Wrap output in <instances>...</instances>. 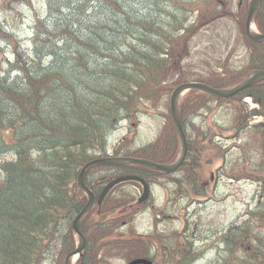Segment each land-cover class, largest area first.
Segmentation results:
<instances>
[{"label":"trees","instance_id":"1","mask_svg":"<svg viewBox=\"0 0 264 264\" xmlns=\"http://www.w3.org/2000/svg\"><path fill=\"white\" fill-rule=\"evenodd\" d=\"M37 1L4 0L0 4V131L7 129L22 145L14 163H0V264H65L66 256L77 246L73 223L87 204L86 195L77 185L85 163L109 155L111 149L116 156L147 158L158 163L177 159L178 135L170 111L163 112V128L156 139L137 148L130 146L128 139L118 145L109 144V133L118 124L115 114L124 112L123 116L132 120L152 107L159 114L161 105L169 109L171 93L187 80L180 72L184 61L182 47L201 25L226 16L221 15L225 13L221 0H40L42 13L37 12ZM16 6L35 11L30 17L28 38L22 37L19 20L10 15ZM176 7L182 10L183 18L172 38ZM239 7L248 14L247 6L239 3ZM18 13L20 17L24 14ZM255 23L264 33V0ZM243 32L246 34V30ZM245 39L249 52L241 64L222 73L211 72L198 81L229 88L255 71L264 70V41H252L247 34ZM15 60L34 65L37 74L28 67L26 80L10 81L4 70ZM30 85L33 93L29 92ZM184 97L180 112L189 153L183 167L172 177L180 171H192L194 163L204 159L207 149H221L211 137L199 136V131L212 134L220 127L219 120L206 128L203 125L210 105L243 101L246 97H251L259 110L237 111L228 129L238 126L239 133H256V141L263 143L259 171L264 173V123L250 124L252 117L264 116V82L229 99L195 90ZM196 116L203 117L199 128L194 127ZM258 130H262L261 135ZM241 152L246 160L257 162L245 146ZM35 166L37 170L33 172ZM121 175H137L151 185L162 182L161 175L166 176L134 165H101L88 172L86 184L99 196L111 180ZM175 181L179 183L178 178ZM141 188L137 182L120 184L87 214L80 227L87 244L76 264H109L105 251L113 246L123 248V239L114 233L120 223L127 225L125 218L133 213H115L137 201ZM185 220L179 236L178 264H194L193 256L198 252L196 248L193 251V246L206 236L198 234L202 219L196 214ZM138 239L125 252L126 260L149 257L155 251L152 238L146 242ZM210 264H264V184L257 204L218 239V252Z\"/></svg>","mask_w":264,"mask_h":264},{"label":"rangeland","instance_id":"2","mask_svg":"<svg viewBox=\"0 0 264 264\" xmlns=\"http://www.w3.org/2000/svg\"><path fill=\"white\" fill-rule=\"evenodd\" d=\"M250 1L221 0L219 4L225 12L221 15L226 16L215 22L209 21L201 25L199 32L189 39L187 45L182 47L184 61L180 65V72L187 78L185 82L198 81L211 72L222 73L245 60L249 49L246 45V34L243 31L246 30L248 14L247 10L240 11L239 3H242L245 8L249 6ZM3 2L4 0H0V4ZM40 5L41 1H37L35 7L38 13L43 12ZM20 11L24 12L22 17L19 16ZM33 11L16 6L10 12L12 18L19 20L22 37H30V17L33 16L35 12ZM240 14H242V19ZM188 77L194 80H188ZM246 108L252 111L259 110L260 107L250 98L243 101L211 104L203 125L206 128L219 120L220 127L213 131L212 137L222 146L221 149L218 152L215 149H207L204 159L198 160V165L192 166V171H180L179 175L174 177L171 174L161 175L162 182L152 185V198L149 204L144 201L143 203L146 204L139 202L133 207L126 206L123 211L120 210L121 208L117 210L115 213L117 215L125 212L128 216L131 213L133 215L128 219L125 218L127 225L123 226L124 223H120L114 233L115 236L123 239V248L113 246L105 251V254L109 255L107 258L109 264L131 262L126 260L125 252L133 245V240L138 238L142 242L152 238V246L156 249L149 257L137 256L135 258L152 260L153 264H172L176 260L175 264H178L181 259L180 256L178 257L179 236L184 230L185 219L195 214L197 218L202 219L198 234L206 237L196 244L198 253H194L193 258L195 259L192 263L207 264L209 259L216 256L218 250L216 232L219 238L233 223L239 222L255 206L258 192L264 184V173L259 171L263 143L256 141L258 139L254 132L239 133L240 127L238 126L228 129L234 123L235 113ZM159 109L162 111L161 114L158 109L152 107L147 113L140 114L138 118L122 123L110 137V144L118 145L122 140L128 139L131 142L130 146L137 148L155 140L163 128L165 120L163 112L170 111V98L169 109L164 105H161ZM202 119L203 117L200 116L193 117L195 128L201 126ZM262 123H264V116L261 114L252 117L250 121L251 125ZM261 132L262 130H258L260 135ZM176 137L180 153L181 144L178 136ZM243 146L256 159V163L245 159L241 152ZM175 178H178V184L174 182ZM200 193L203 195H196ZM181 195L183 197H180ZM175 198L178 200H174ZM137 206L138 211L135 214L133 210ZM158 214H160V219L157 218ZM132 219L133 222H131Z\"/></svg>","mask_w":264,"mask_h":264},{"label":"water","instance_id":"3","mask_svg":"<svg viewBox=\"0 0 264 264\" xmlns=\"http://www.w3.org/2000/svg\"><path fill=\"white\" fill-rule=\"evenodd\" d=\"M261 1L262 0H252L251 1L250 6H249V14H248V18L246 21L247 34L254 41L264 40V34H260L259 32L253 31L251 29L254 16L257 12V9ZM262 81H264V70L256 71L254 74L249 76L241 84L235 87H232V88H228V89L214 88L202 82H187V83H183L179 85L178 87H176L170 98V111H171V117H172L173 124L176 128V131L181 141V154L179 158L171 164L157 163L149 159H145V158H135V157H129V156H118V157L110 156V157H104V158L93 160L89 162L87 165H85L79 176L78 185H79V188L87 195L88 203L84 207V209L79 213V215L77 216L73 224V229L79 237V244H78L77 249L71 252L67 256L65 264H74L73 257L80 256L85 249L86 239H85V236L80 231V224L83 218L91 211V209L96 203L95 194L89 189V187L86 185V182H85L86 175L89 172L91 167L95 165H104V164H111V165L131 164V165H138L141 167L149 168V169L162 172V173H167V174L178 171L179 168L184 164L186 157L188 155V152H189L188 139H187V136L183 128L181 115L179 111V103H180L181 98L187 92L191 90L202 91L212 96H215L217 98H231L239 94L243 90L251 86H254L255 84H258ZM129 180L140 181L144 185V194L141 198V201L146 200L150 195L149 185L143 178L139 176L130 175V176H123V177L116 178L110 184H108L99 197V203L103 201L105 195H107V193L112 187H114L115 185L121 182L129 181ZM129 264H151V262L146 259H136L130 262Z\"/></svg>","mask_w":264,"mask_h":264},{"label":"bare ground","instance_id":"4","mask_svg":"<svg viewBox=\"0 0 264 264\" xmlns=\"http://www.w3.org/2000/svg\"><path fill=\"white\" fill-rule=\"evenodd\" d=\"M40 1V0H39ZM104 2L105 3H109V1L108 0H104ZM41 7H42V4L40 5ZM175 10L177 11V12H175L174 14H173V19H172V21H174V24H175V26H176V29L174 30V32L172 33V38L173 37H175L176 35H175V33L177 32V30H178V28H179V23L181 22V20H182V18H183V14H182V10H180L178 7H176L175 8ZM251 29L253 30V31H255V25L253 24L252 26H251ZM153 32H154V34L155 35H159V33H158V31L156 30V29H153ZM160 40V37H158L157 39H156V41H157V43H158V41ZM168 40H169V38H168ZM156 43V42H155ZM27 45L28 46H30L29 45V42L27 43ZM8 53V56H9V54L11 55V53H9V52H7ZM12 56V55H11ZM10 56V57H11ZM9 59V58H8ZM11 60H13V58H11ZM25 61V60H24ZM159 61V58H157L156 59V62H158ZM118 65H120V64H118ZM28 67H30V69H31V71L34 73V74H37V72H38V68H36L34 65H29V66H27L24 62H19V61H17V60H15V62L13 61V64H10L9 66H7L6 68H5V70H4V73L8 76V78L10 79V81H12V82H16V81H20V82H22V80H26L27 78H26V74L28 73ZM18 68H19V70H18ZM44 73V72H43ZM21 74H22V78H20V79H18L19 78V76H21ZM29 87H31V85L29 86ZM39 87V86H38ZM45 91H47V92H50V89H46ZM29 92L30 93H33V87H31L30 89H29ZM40 93L41 94H43V92L42 91H40ZM39 93V96H42L41 94ZM19 114V113H18ZM124 115V112H120L119 114H118V112H116V114H115V121H116V119H117V122H118V124L116 125V128L115 129H112V131L109 133V136L111 137L113 134H114V132L121 126V124L122 123H125L126 121H128V117L127 116H123ZM263 116V115H262ZM118 117V118H117ZM123 117V118H122ZM110 122H106V125H110L109 124ZM111 123L113 124V122L111 121ZM20 125V124H19ZM17 126V125H16ZM107 128H109V127H106V129ZM28 131H29V129H27ZM108 131L109 130H106V132H107V134H108ZM1 132V134H0V156H1V159H0V163L1 162H4V161H10L11 163H14L15 161L13 160L14 158H15V156H16V154H18L19 153V151H20V149H21V147H22V145H20V143H21V141L19 140V141H17L16 142V140H15V138H14V136H11V135H9L8 133L10 132H7V129H3V130H1L0 131ZM106 132H104V133H106ZM196 132V131H195ZM7 133V134H6ZM197 133V132H196ZM205 135H207L208 137H211L212 139H213V137H212V134H210V133H208L207 131L205 132V133H202V132H200L199 131V136H200V138H202L203 136H205ZM51 136V133L50 134H48V137H50ZM52 137H54V136H52ZM110 137H109V140H108V142H109V144L111 143L110 142ZM50 139H51V137H50ZM52 140V139H51ZM15 142V143H14ZM13 144V146H14V149H12V148H7L6 150H5V148L4 147H7L8 145H12ZM20 145V146H19ZM18 146H19V148H18ZM24 148H26V144H24ZM5 152V153H4ZM75 163L76 162H72V164L73 165H75ZM89 162H87V163H85L84 164V166L85 165H87ZM198 165V162H195L194 163V166H197ZM83 166V167H84ZM98 165H95V166H93V167H91L90 168V170L91 169H93V168H95V167H97ZM103 166H109V167H113L114 165H111V164H104ZM41 167V166H40ZM83 167H82V169H83ZM82 169H81V171H82ZM33 172H35L36 170H37V166H35V167H33L32 169H31ZM81 171L79 172V175H78V177H77V185H78V180H79V176H80V174H81ZM69 179H70V176H67ZM71 179H72V177H71ZM85 182H86V178H85ZM79 186V185H78ZM104 191V189L102 190V192ZM101 192V193H102ZM109 194H107V195H105V197H104V201L109 197L108 196ZM180 197H183L182 195L180 196ZM174 200H178V199H174ZM257 200H258V198H257ZM177 202V204H178V201H176ZM255 204H257V201H256V203ZM225 233V232H224ZM230 234V233H229ZM218 233L216 232V237H217V240L220 238H218ZM194 238L196 239L197 237L196 236H194ZM218 242V241H217ZM194 248H196L197 249V247H196V244H195V246H193V251L194 250H196V249H194ZM218 249V248H217ZM217 252H218V250L216 251V255H217ZM76 258L77 257H73V261H75L76 260ZM214 258H211V259H209V261H207V264H210V261H212ZM152 261V260H151Z\"/></svg>","mask_w":264,"mask_h":264}]
</instances>
